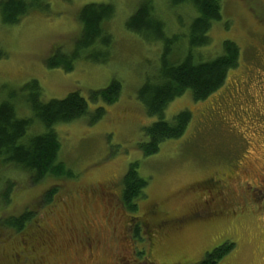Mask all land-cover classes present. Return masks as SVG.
<instances>
[{
  "label": "rangeland",
  "instance_id": "rangeland-1",
  "mask_svg": "<svg viewBox=\"0 0 264 264\" xmlns=\"http://www.w3.org/2000/svg\"><path fill=\"white\" fill-rule=\"evenodd\" d=\"M150 1L166 36H176L173 47L184 50L188 8ZM47 2L48 10L18 24L0 20V102L31 80L40 85L42 102L77 92L90 113L99 105L89 102L90 92L117 80L121 93L98 122L85 117L55 126L60 158L73 178L32 185L23 172L0 169V264H198L227 243L233 248L217 264H264V0H222L221 20L201 55L214 59L230 40L240 50L239 66L207 100L194 103L186 92L169 104L165 120L187 110L190 124L149 158L138 145L155 119L144 115L136 93L157 71L162 45L126 29L144 0ZM89 4L114 7L104 24L111 46L80 52L70 72L48 68V59L75 50L77 15ZM133 163L147 186L129 213L120 191ZM51 187L57 191L44 204ZM27 210L32 219L22 231L3 224ZM134 223L142 226L136 239Z\"/></svg>",
  "mask_w": 264,
  "mask_h": 264
},
{
  "label": "trees",
  "instance_id": "trees-1",
  "mask_svg": "<svg viewBox=\"0 0 264 264\" xmlns=\"http://www.w3.org/2000/svg\"><path fill=\"white\" fill-rule=\"evenodd\" d=\"M170 1L172 6L188 8L191 14L186 24L188 32L184 50L173 47L176 36L169 33L166 36V25L150 0H144L126 22V29L130 32L148 43L162 45L157 71L146 76L136 93L144 115L155 119L144 129L146 140L138 145L145 158L156 155L164 142L181 138L190 124L191 113L187 110L177 113L170 121L164 119L170 103L186 92L190 93L194 103L207 100L223 88L229 73L239 66L240 50L230 40L221 44L214 59L203 60L201 55L202 50L211 43L209 32L213 24L221 20L222 0ZM48 8L47 0H0V20L5 25H14L29 13L46 11ZM114 15V7L110 4L82 7L77 15L80 37L75 43V50L65 57L48 59L46 66L70 72L74 61L80 58V52L111 46L112 35L105 31L104 24ZM101 62H105L103 57ZM120 93L121 84L117 80H112L104 89L90 92L89 102L99 104L90 113L88 102L77 92L70 93L62 100L44 103L40 100L42 89L35 80L10 90L7 99L0 102V169L21 171L32 185H39L48 179L59 181L73 178V173L60 158L61 146L55 126L70 124L85 117L92 124L98 122L105 116V108L118 101ZM137 167V163L131 164L121 180L120 203L129 213L136 212L137 201L147 186ZM9 182L12 187V181L7 180V184ZM56 191V188H49L43 194L42 203H51ZM6 202L7 199L2 198V203ZM31 219L32 213L27 210L3 224L19 232ZM138 230L137 227L133 232L135 239L139 236ZM232 248L231 243L214 248L198 264H217Z\"/></svg>",
  "mask_w": 264,
  "mask_h": 264
},
{
  "label": "flooded vegetation",
  "instance_id": "flooded-vegetation-1",
  "mask_svg": "<svg viewBox=\"0 0 264 264\" xmlns=\"http://www.w3.org/2000/svg\"><path fill=\"white\" fill-rule=\"evenodd\" d=\"M132 219H135L134 217L132 218ZM133 228L135 227V228H139L140 227V229L142 230V226H141V223H134V225L132 226ZM134 231H135V229H134ZM149 236V235H148Z\"/></svg>",
  "mask_w": 264,
  "mask_h": 264
}]
</instances>
